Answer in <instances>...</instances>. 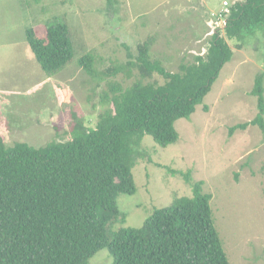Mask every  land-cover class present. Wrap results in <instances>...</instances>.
I'll return each mask as SVG.
<instances>
[{
	"label": "rangeland",
	"instance_id": "rangeland-1",
	"mask_svg": "<svg viewBox=\"0 0 264 264\" xmlns=\"http://www.w3.org/2000/svg\"><path fill=\"white\" fill-rule=\"evenodd\" d=\"M238 1L0 0L4 145L38 148L65 142L73 114L93 128L97 116L112 107L103 100L107 84L133 81L124 73L106 77V70L126 65L137 46L149 42L150 59L178 72L180 64L206 52L210 36L222 30L229 8ZM53 19L67 25L74 54L62 70L47 75L35 62L25 31L34 28L41 35ZM225 41L232 58L195 112L174 123L177 141L160 147L149 136L142 139V156L131 171L136 192L117 197L125 221L113 229L142 226L153 209L191 196L192 186L201 183L202 192L211 195V218L229 264H264V138L252 125L228 134L230 127L250 122L257 112L250 92L258 74H263L264 89V30L240 48ZM85 55L92 59L90 73L78 63ZM149 82L162 84L163 79L153 74ZM110 263L106 249L88 261Z\"/></svg>",
	"mask_w": 264,
	"mask_h": 264
},
{
	"label": "trees",
	"instance_id": "trees-1",
	"mask_svg": "<svg viewBox=\"0 0 264 264\" xmlns=\"http://www.w3.org/2000/svg\"><path fill=\"white\" fill-rule=\"evenodd\" d=\"M263 30L264 0L238 1L222 30L210 36L206 52L180 64L178 72L150 59L149 42L138 45L126 65L106 70V77L124 73L133 81L107 84L103 100L112 107L97 116L93 128L73 114L65 142L7 147L0 137V264H88L103 249L110 264H229L211 218V195L202 192L201 183L192 186L191 196L153 209L136 228L113 229L125 221L116 199L136 192L131 171L142 156V139L149 136L160 147L174 144V123L203 103L232 58L225 39L240 48ZM25 41L47 75L62 70L74 54L69 29L58 19L46 23L41 35L26 29ZM91 62L90 55L78 61L87 73ZM153 74L163 83L149 82ZM262 84L258 74L250 92L254 118L230 127L229 135L252 125L264 138Z\"/></svg>",
	"mask_w": 264,
	"mask_h": 264
}]
</instances>
